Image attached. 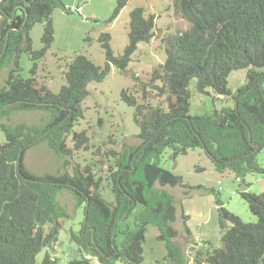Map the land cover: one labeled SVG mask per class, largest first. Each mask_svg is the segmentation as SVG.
Wrapping results in <instances>:
<instances>
[{"label":"trees","instance_id":"1","mask_svg":"<svg viewBox=\"0 0 264 264\" xmlns=\"http://www.w3.org/2000/svg\"><path fill=\"white\" fill-rule=\"evenodd\" d=\"M59 2L0 1V16L7 19L0 32V68L7 60L15 63L0 88V132L5 137L0 141V264H63L55 254L61 219L68 216L57 201L63 189L83 206L80 228L68 231L78 255L67 264H144L149 225L158 229L157 238L167 251L165 261L187 264L175 242L174 198L165 188L187 186L181 175L160 165L161 157L167 149L175 159L201 148L218 172L230 171L238 179L252 172L264 173L256 161L264 147V0H173L175 15L186 26L165 39L163 62L146 82L141 80L143 101L149 97L147 85L151 84L158 95H166V103L139 102L134 90L122 91V100L133 107L140 144L109 152L114 163L106 180L112 200L104 197L105 179L91 165L73 163L74 151L90 147L86 130L74 127L83 117L88 84L103 81L113 66L121 72L128 70L137 45L154 37L155 15H147L143 7L134 8L123 53L115 55L111 35L102 33L104 65L76 54L64 72L65 83L55 92L38 84L34 72L54 40L51 15ZM128 2L117 0L109 20ZM37 23H45L42 47L33 49L30 33ZM23 54L33 62L27 76L21 73ZM239 69L247 70L246 82L233 94L228 76ZM193 81L196 92L231 96L234 104L191 114ZM33 111L48 112V122L42 127L8 122L14 112ZM42 142L63 159L62 172L37 175L28 169L26 152ZM239 193L257 220L246 222L221 208L220 245L202 249L198 264H264V192ZM138 204L143 208L134 215L135 229H131L126 221ZM44 248L48 250L39 262L37 254Z\"/></svg>","mask_w":264,"mask_h":264},{"label":"rangeland","instance_id":"2","mask_svg":"<svg viewBox=\"0 0 264 264\" xmlns=\"http://www.w3.org/2000/svg\"><path fill=\"white\" fill-rule=\"evenodd\" d=\"M116 2L117 0H60L51 15L55 30L54 40L45 56L37 61L34 72L38 84L44 83L56 92L65 83L64 72L76 54L82 53L97 65H104V51L99 42L102 33L111 35L110 46L115 55L123 53L128 43L130 12L134 8L143 7L147 15H155L154 37L137 45L128 70L121 72L113 66L103 81L88 84L90 94L82 103L83 117L79 118L74 127L76 131L86 130L90 137V147L88 150L74 151L73 163L89 164L105 179L102 193L108 200H112V195L106 177L109 167L114 163L109 152L111 150L120 152L124 147H135L140 144L137 138L139 128L133 120V107L122 100L121 93L125 89H129L130 92L134 90L133 93L139 102L165 105L166 95H158L157 89L151 84L147 85L148 99L145 101L141 99L143 95L141 80L146 82L152 71L163 62L165 39L186 26L183 19L176 17L173 0H129L118 16L109 20ZM69 8L72 9L71 13L66 12ZM2 19L0 16V30ZM44 26L45 23H37L31 30L33 49L42 47L41 36ZM32 64L28 56L23 54L20 58L23 76L30 75ZM14 67L15 63L12 60H7L2 65L0 88L5 85L9 72ZM246 75V69L235 70L229 74L228 85L233 94H236L237 89L246 82ZM191 91V114L211 113L234 104L231 96H220L214 92L207 95L196 92L194 81L191 84ZM49 117V113L45 111L14 112L8 122L11 124L26 122L30 126L42 127L48 122ZM4 139L3 132H0V141ZM69 145L72 146L71 140ZM256 161L264 167V147L257 153ZM25 164L37 175L57 174L63 171V159L44 142L26 152ZM160 165L181 175L187 186L165 187L174 198L176 216L173 226L178 233L175 242L184 251L187 264H198L196 258H202V249L210 250L213 246L220 245L221 208L239 215L246 222L257 220L239 193L242 186L241 178H236L230 171L218 172L203 149H191L187 154H180L175 159L172 157L171 149H167L161 157ZM243 182L249 192H264V173H248ZM57 201L68 216L61 219L63 228L55 244V254L62 259L63 264H67L68 260L78 255L77 246L69 240L68 231L80 228L83 206L78 205L73 194L66 189L58 192ZM142 208L143 206L138 204L128 217L126 222L131 229H135L134 215ZM157 236V227L149 225L143 244L144 264H170L165 261L167 255L165 245ZM120 239L119 236L118 240ZM47 250L44 248L37 254L39 262ZM49 251L51 253V250Z\"/></svg>","mask_w":264,"mask_h":264},{"label":"water","instance_id":"3","mask_svg":"<svg viewBox=\"0 0 264 264\" xmlns=\"http://www.w3.org/2000/svg\"><path fill=\"white\" fill-rule=\"evenodd\" d=\"M67 13H71L72 12V9L69 8L66 10ZM7 25V19L6 18H3L2 19V23H1V30L0 32H2L4 30V28L6 27ZM10 30L7 32V37H8V34H9ZM241 183H242V186H241V192H245L247 191V185H245V183L243 182V179H241Z\"/></svg>","mask_w":264,"mask_h":264}]
</instances>
